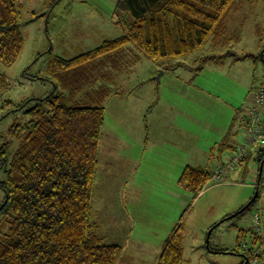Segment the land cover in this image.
I'll return each instance as SVG.
<instances>
[{"label": "rangeland", "instance_id": "374dc122", "mask_svg": "<svg viewBox=\"0 0 264 264\" xmlns=\"http://www.w3.org/2000/svg\"><path fill=\"white\" fill-rule=\"evenodd\" d=\"M116 2H16L23 49L13 66L0 63V225L5 222L6 203L2 186L27 124L36 111L46 113L57 98L68 95L50 73L51 63L57 57L73 59L122 36L125 30L117 23ZM130 48L112 70L109 65L102 68L104 63L86 68L90 79H97L94 89L113 72L124 75L121 85L103 84L110 93L103 105L91 224L103 244L122 247L118 264H156L176 226H181L182 264H243L240 245L254 239L256 212L261 221L258 236L264 239V164L258 173L256 147L243 166L220 184L203 189L196 199L180 188L178 180L188 163L213 171L244 145L243 119L251 109V95L264 84V0H235L223 30L202 49L177 61L185 65L176 70L182 78L176 72L156 73L145 57L126 72ZM200 57L211 60L197 75L192 60ZM204 88L239 107L230 142L234 150L221 156L216 152L203 156L197 148L204 138L218 136L212 127L223 121L229 125L235 113L226 117L221 104L204 95ZM80 94L76 101L83 102ZM162 132L167 136H160ZM256 194V202L238 215ZM256 246L261 251L257 264H264V250L259 243Z\"/></svg>", "mask_w": 264, "mask_h": 264}, {"label": "trees", "instance_id": "16d2710c", "mask_svg": "<svg viewBox=\"0 0 264 264\" xmlns=\"http://www.w3.org/2000/svg\"><path fill=\"white\" fill-rule=\"evenodd\" d=\"M17 1L0 0V63L6 67L15 64L24 45ZM234 2L117 0V23L125 30L122 36L73 59L53 60L49 71L68 95L57 98L46 113L35 112L36 118L27 124L24 138L12 156L2 186L6 203L2 208L5 222L0 225V264H117L122 247L103 244L90 222L104 123L102 100L107 89L102 86L96 91L92 82L97 79L91 80L86 68L97 62L104 63L102 68L114 66L117 55L133 45L150 62L173 70L181 65L178 60L194 54L223 30ZM205 62L200 60L198 64ZM80 93L84 94L83 102L76 101ZM250 151L242 166L251 156ZM255 154L260 173L264 147H256ZM210 177L211 171L185 167L178 185L196 199ZM180 229L174 227L156 264H182ZM254 242L263 248L260 238L255 237ZM242 256L245 264L252 260L247 253Z\"/></svg>", "mask_w": 264, "mask_h": 264}, {"label": "crops", "instance_id": "0c3cea01", "mask_svg": "<svg viewBox=\"0 0 264 264\" xmlns=\"http://www.w3.org/2000/svg\"><path fill=\"white\" fill-rule=\"evenodd\" d=\"M133 46V45H132ZM203 48V47H202ZM201 48V49H202ZM130 51H129V55H130V59H128V61L126 62V66L124 67L125 68V71L126 72H128V69L130 70L131 68H132V65L133 66H135L139 61H141L142 59H144V56H143V54L137 49V48H135L134 46H133V48H130L129 49ZM199 51V50H198ZM126 48L122 51V52H120L118 55H117V60L118 59H121L122 57V55H126ZM132 56H134L133 58H132ZM187 57V56H186ZM147 59V58H146ZM206 59L207 58H205V57H200V58H198V59H196V60H192V65H193V73H196L197 75H198V72H200V71H202V69H203V67L205 66V64H206V62H208V61H210V60H207L206 61ZM124 60H125V58H124ZM148 60V59H147ZM200 60H205L206 62L205 63H199L198 64V61H200ZM149 61V60H148ZM152 63V62H151ZM97 64H98V62H97ZM152 65L154 66V68H155V70H156V73H158L160 70H162L163 72H162V74L161 75H163L164 73H166V72H176V73H174V74H177L178 75V78L180 77V78H182V73L181 72H178V71H176V70H178V69H181V67L182 68H185V65H183L182 63H181V65H178L175 69H173V70H164L163 68H162V66H160L159 64H156V63H152ZM199 65H201V67H200V69L199 70H196L197 69V67L199 66ZM112 66V65H111ZM110 66V69L112 70V67ZM120 71V70H119ZM113 72V71H112ZM123 72L121 71L120 73H114L113 72V75H112V77H111V75L110 76H108L107 77V79H105L104 80V82H101V83H99L98 82V84H97V89H95L96 91L100 88V87H102V86H104L103 84H105L106 86H108V84H110V83H117L118 84V82H119V84L121 85V81H124V75L122 74ZM192 78V77H191ZM120 79H122V80H120ZM183 79H185V77H183ZM190 79V78H189ZM188 79V80H189ZM95 83H97V80H96V82ZM100 84V85H99ZM106 86H104V87H106ZM106 89H107V94L105 95V97H104V99L102 100V107H103V105H104V103H105V100H106V97L108 96V94L110 93V89L109 88H107L106 87ZM202 90V89H201ZM203 92H204V95L207 97H209L210 99H212V100H217L218 101V104H221V106L219 107V109H221L223 112H225V116L227 117V114L229 115H231V114H234L235 112H237L238 111V106L237 105H235V104H233V102L232 103H230V102H226V101H224V100H222L219 96H217L216 94H213V93H211L210 92V90H208V89H203L202 90ZM216 92V91H215ZM86 92H84V94H85ZM84 94H80V96H82V95H84ZM250 101H251V99H250ZM103 109H104V107H103ZM225 109H227V111L225 110ZM104 112H105V109H104ZM164 123H165V121H163ZM228 122H230V124L228 125V123H227V121H223L222 123H220L219 122V124H217V125H215V126H213L212 127V130H214L215 131V134H219L218 136L217 135H211V137H208V138H204L203 139V141H202V147L201 148H197V150L201 153V155H203V156H205V154L206 153H208L209 152V154H213V152H216L217 154H220V156L225 152V151H228V150H234L233 149V147L230 145V142L232 141V138H233V130H234V126H236V123L238 122V119H237V117H236V113H235V116H233L232 118H230V120L228 121ZM104 124V123H103ZM164 126V125H163ZM163 126H159V128H162L163 129ZM103 127V126H102ZM102 130V129H101ZM163 131V130H162ZM164 132H162L161 133V135L160 136H164ZM149 135V134H148ZM148 135H147V137H148ZM166 135V134H165ZM167 136V135H166ZM221 136V137H220ZM217 138H221V139H217ZM182 141V140H181ZM172 141H169V143H171ZM179 147L181 146L182 147V145L183 144H180V141H179V144H177ZM217 147H218V150H217ZM184 155H185V158H188V157H190V154H185L184 153ZM177 156V155H176ZM222 164H223V162H221ZM221 165V164H220ZM219 166V165H218ZM186 167H193V166H190L189 165V163H188V165L186 166ZM193 168H201V167H193ZM202 169V168H201ZM214 170H215V168H214ZM213 170V171H214ZM213 171H211V172H213ZM227 177V176H226ZM225 177V178H226ZM224 178V179H225ZM95 227V226H94ZM101 237V236H100ZM102 238V237H101ZM260 238V237H259ZM262 239V238H261ZM263 243H264V239L263 240H261ZM182 242H183V239H182ZM117 245V244H116ZM118 246H120V245H118ZM182 249H183V247H182ZM263 250H264V245H263ZM122 252H123V249H122ZM121 256H122V254H121ZM120 259H121V257H120ZM119 259V260H120ZM118 260V261H119ZM117 264H118V262H117Z\"/></svg>", "mask_w": 264, "mask_h": 264}, {"label": "built area", "instance_id": "2783aa9c", "mask_svg": "<svg viewBox=\"0 0 264 264\" xmlns=\"http://www.w3.org/2000/svg\"><path fill=\"white\" fill-rule=\"evenodd\" d=\"M251 96V109L249 110V114L243 119L245 126L244 145L229 160L217 166L211 172V177L204 186V189L220 184L229 172L236 170L242 164L252 148L264 147V84L259 85ZM260 223V215L256 212L253 219L254 238H259ZM256 244L257 242H254L253 239L250 245H240L241 250L249 254L254 264L257 263L258 256L260 255V248Z\"/></svg>", "mask_w": 264, "mask_h": 264}, {"label": "water", "instance_id": "95a60500", "mask_svg": "<svg viewBox=\"0 0 264 264\" xmlns=\"http://www.w3.org/2000/svg\"><path fill=\"white\" fill-rule=\"evenodd\" d=\"M261 170H262V164H261V167H260V173H261ZM259 176H260V175H259ZM256 196H257V194H256L255 197L252 199V201L255 200ZM252 201H251V202H252ZM251 202H250V203H251ZM250 203H249V204H250ZM249 204H248V205H249ZM248 205H247V206H248ZM247 206H246V207H247ZM208 237H209V236H208ZM207 245H208V239H207ZM246 263H247V261H246Z\"/></svg>", "mask_w": 264, "mask_h": 264}]
</instances>
